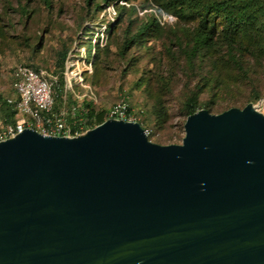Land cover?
Listing matches in <instances>:
<instances>
[{
    "label": "water",
    "instance_id": "1",
    "mask_svg": "<svg viewBox=\"0 0 264 264\" xmlns=\"http://www.w3.org/2000/svg\"><path fill=\"white\" fill-rule=\"evenodd\" d=\"M183 131L1 141L0 264H264V115L201 109Z\"/></svg>",
    "mask_w": 264,
    "mask_h": 264
},
{
    "label": "rangeland",
    "instance_id": "2",
    "mask_svg": "<svg viewBox=\"0 0 264 264\" xmlns=\"http://www.w3.org/2000/svg\"><path fill=\"white\" fill-rule=\"evenodd\" d=\"M91 1L87 6V0H0V95L13 96L17 65H35L57 81L56 54L68 47L65 100L90 102L93 111L103 113V120L113 119L111 107L124 103L127 119L142 123L152 143L181 144L186 119L182 103L190 89L201 88L197 104L210 114L252 104L264 115V69L255 71L254 86L234 80L230 73L222 76L223 82L219 75L203 82L198 68H185V47L175 38L181 37L183 25L159 11L153 0H129L132 7L121 12V20L116 19L115 6H128L123 0L108 5ZM144 16L154 18L161 31L151 32L120 55L127 19H137V25ZM58 113L66 120V102Z\"/></svg>",
    "mask_w": 264,
    "mask_h": 264
},
{
    "label": "trees",
    "instance_id": "3",
    "mask_svg": "<svg viewBox=\"0 0 264 264\" xmlns=\"http://www.w3.org/2000/svg\"><path fill=\"white\" fill-rule=\"evenodd\" d=\"M103 1L108 5L110 1L115 0ZM123 1L128 6L123 4L115 6L117 20H121V12H127V9L132 7L129 0ZM90 2L92 1L87 0V6ZM153 2L159 11L174 16L177 24L183 25L179 31L181 37L175 38L180 47H185L182 55L187 70L193 71L198 68L203 82L215 80L218 75L223 82L222 76L230 73L234 80H244L250 86H254L255 71L264 69V0H153ZM97 10H100L99 7ZM135 22L137 19H127V31L119 47L120 55L139 44L151 32H160L162 29L151 16H144L137 25ZM68 50V47H62L56 54L57 81H53L50 75L35 65L28 63L24 66L46 74V80L51 83L52 111L58 113L62 104L66 102L67 123L73 127L81 124L84 132L101 124L105 119L102 118V112L93 111L88 101L83 100L78 104L70 97L65 100L63 69ZM11 90L13 96L0 95L2 123L0 132L18 119L14 107L17 96L12 84ZM200 93L201 88L188 91L182 103L186 117L200 110L197 104ZM125 112L129 116L126 105ZM136 123L144 131H148L142 123ZM147 139L150 141L149 135Z\"/></svg>",
    "mask_w": 264,
    "mask_h": 264
},
{
    "label": "built area",
    "instance_id": "4",
    "mask_svg": "<svg viewBox=\"0 0 264 264\" xmlns=\"http://www.w3.org/2000/svg\"><path fill=\"white\" fill-rule=\"evenodd\" d=\"M45 77L43 71L35 72L24 65L14 68L12 88L17 96L14 107L19 117L13 125H8L0 132V142L13 138L27 128L43 136L66 138L85 132L81 124L70 126L61 114L52 111L51 83ZM109 118L129 121L124 103L111 107ZM145 134L148 135L147 132Z\"/></svg>",
    "mask_w": 264,
    "mask_h": 264
}]
</instances>
